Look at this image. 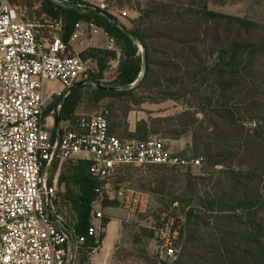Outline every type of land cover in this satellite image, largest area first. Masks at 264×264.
I'll list each match as a JSON object with an SVG mask.
<instances>
[{
  "label": "built area",
  "instance_id": "obj_1",
  "mask_svg": "<svg viewBox=\"0 0 264 264\" xmlns=\"http://www.w3.org/2000/svg\"><path fill=\"white\" fill-rule=\"evenodd\" d=\"M81 1L105 5L107 0ZM43 28L41 33L25 21L11 0H0V264H79L80 250L89 239L90 255L101 248L107 228L105 199L117 201L130 214L149 210L148 194L113 190L119 168L195 169L204 164L203 157L172 152L169 140L156 135L145 140L110 135L105 112L60 121L57 130L60 99L73 85L89 80L91 66L74 46L84 45L85 30H75L66 41L61 19ZM46 81H58L62 87L46 95ZM75 159L88 161L89 173L100 182L91 206L94 223L81 236L64 225L56 209L58 175ZM177 207L174 202L150 225L156 255L164 261L179 252L185 220L175 214Z\"/></svg>",
  "mask_w": 264,
  "mask_h": 264
},
{
  "label": "rangeland",
  "instance_id": "obj_2",
  "mask_svg": "<svg viewBox=\"0 0 264 264\" xmlns=\"http://www.w3.org/2000/svg\"><path fill=\"white\" fill-rule=\"evenodd\" d=\"M58 2L73 5V7H66L74 10H84L79 8L84 6L73 4L68 0H59ZM12 3L20 7L22 18L36 25L37 30H40L41 33L45 30L43 26L57 20L49 15L50 7L44 5L45 0H14ZM159 3L171 4L179 8L182 6L184 7L182 12H197L207 8L222 16L223 18L217 19L219 20L217 30L221 33V43L216 48H230L231 57L238 55L235 61L230 58L225 61V64L234 66L232 74L236 79L233 88L224 92L218 87L210 88L208 85H200L194 88L193 95L186 97L180 95L177 99L165 98L160 89L144 93L140 92L139 88L135 90L138 103L132 105V111L128 115L129 130L134 131L136 122L142 119H156L181 114L189 110L192 117L197 120L195 124L197 128L207 129L208 127L209 131H212V127L200 110L204 109L210 112L209 115L212 114L214 120L219 122V132L221 135L229 137L234 148H231V154L228 155L225 165L213 166L204 159L206 163L200 168L193 169V175L210 174L208 178H213V183L220 182L222 186L228 184L232 187L236 186L242 200L244 196H247L253 198V204L256 201L258 202L256 205H259V202L264 203V120L261 119L264 118V80L261 79L264 73V0H107L105 10L100 9L109 13L116 21L102 13H93L103 16L129 34L123 27L134 32L159 22V19L156 18L149 22L145 21L139 11L148 10ZM60 18L65 17L60 16ZM236 19L250 22L254 24V27L252 26L253 28L248 31ZM91 21L94 22V26L84 20H72L69 24L70 32L77 29L86 31V36L83 37V46L73 43L77 51L85 60L89 61L91 66L89 80L86 83H81V87L77 91V95H81V97L76 99L73 113L69 117L70 120H75L79 115L101 112L110 116L111 110H113L110 106H116L115 101L110 97L96 101L93 92L98 89V85L117 87L113 84L122 58L120 42L112 39L96 19ZM240 42H243L245 47L236 54L232 50L233 44ZM138 48V56L141 57L143 48L140 44H138ZM95 50L116 52L117 55L115 58L105 57L100 64L98 62L100 56ZM215 58L216 56H212L210 62H214ZM99 73L100 76H98ZM138 82L139 79L135 83ZM61 87V83L58 81H46L44 84L46 95H49L53 90H60ZM122 90L124 89L121 88L117 91ZM49 103L50 101L47 100L46 104ZM216 110L225 117L232 118L235 125L229 126L224 120L219 119L212 113ZM156 136L165 138L163 134ZM169 142L172 152L193 154L191 133L177 140H169ZM217 142L224 145L226 139ZM79 162H82L81 159L66 162L58 175L61 193L56 199V209L64 225L72 230H76L79 223V205L74 196L81 194L82 191L79 186L62 181V176L67 177ZM170 175L171 173L166 170L157 171L150 167L127 166L115 176L113 190L146 193L150 203L148 212L145 215H139L130 214L117 201L104 200V213H113L122 220L117 231L118 241L108 264H173L178 258L183 240L179 243V252L174 259L161 260L156 255V241L150 228L153 220L161 212L169 210L173 204L168 200L170 190L165 188ZM97 185H100L99 181H97ZM110 208L114 210H109ZM174 212L177 216L184 217L185 220L180 205L174 209ZM256 213L259 220L264 221V208L257 206ZM235 215V222L224 237L212 232L211 237L208 235L207 239L199 245L197 255L201 264L206 262L207 264H264L255 257L247 256L246 238L244 237L246 216L242 209L237 210ZM92 223H94V216L91 211ZM217 238L223 240H217ZM211 250L212 253H210ZM203 260H205L204 263ZM79 264H90V257L79 261Z\"/></svg>",
  "mask_w": 264,
  "mask_h": 264
},
{
  "label": "trees",
  "instance_id": "obj_3",
  "mask_svg": "<svg viewBox=\"0 0 264 264\" xmlns=\"http://www.w3.org/2000/svg\"><path fill=\"white\" fill-rule=\"evenodd\" d=\"M14 0H11L13 2ZM59 0H45V6L50 7L49 15L63 21L65 32L63 38L69 41L73 31H69V24L72 20H84L94 23L96 19L100 26L112 38L120 42L122 58L114 86L125 88L122 91H107L97 89L93 92L96 101L104 97L112 98L116 106H110V116H108L110 135L120 139L145 140L151 135L163 134L169 140H177L182 136L191 133L192 153H178L181 156L203 157L210 165H225L231 148H234L229 137L219 132V122L214 120L210 112L202 109L206 121L212 127L197 128L196 119L187 110L184 113L160 117L156 119H142L135 124L134 131L128 128V115L132 111V105L138 103L135 90L140 88V92L150 93L153 89H160L162 95L167 99H177L193 95L197 86L208 85L210 88H221L222 91L233 88L235 76L232 74L234 66L225 64L227 58L232 61L238 55L230 56V48H216L221 43V33L217 30L222 16L203 8L197 12L185 11L184 7H175L171 4L159 3L148 10H139L141 17L145 21L159 19L155 25H148L142 29L135 30L132 35L126 34L114 23L91 11L74 10L63 7ZM76 5L84 7H97L103 10L105 5L83 2L81 0H68ZM63 16L65 18H60ZM246 30L249 31L254 24L236 19ZM215 26V27H214ZM253 26V27H252ZM140 44L144 51L142 56H138ZM245 45L243 42L233 44L232 50L238 54ZM98 54V62L102 64L107 56L116 57V52H102L95 50ZM212 56H216L214 62H210ZM143 58L146 61V71H143ZM101 74L99 73L98 76ZM261 77L264 80V73ZM139 79V82L132 88L131 85ZM81 84L73 89L69 97L63 103L59 118L61 122L70 120L69 118L76 103L77 95ZM192 89V91H190ZM66 94L64 92L62 98ZM62 98L60 100H62ZM211 102V101H208ZM58 101L53 102L49 107H53ZM213 106V105H212ZM214 107V106H213ZM197 113V112H195ZM219 119L229 126H234L232 118H227L220 112L213 111ZM221 115V116H220ZM264 120V118H261ZM226 139L224 145L217 141ZM215 151V152H214ZM77 163L67 177L62 176V181L73 183L81 189V194L74 196L79 205V223L74 230L75 235H87L91 226L92 204L96 200L95 188L97 180L89 173L90 163L85 160ZM204 162V164L206 163ZM203 164V165H204ZM127 167V166H125ZM119 168L116 175L123 168ZM155 170H166L171 173L166 182L165 188L170 190L168 200L170 203L178 202L180 209L185 215V225L183 227L179 243L180 255L173 264H201L197 255L199 245L204 242L212 232L219 235L227 234L232 228L237 210H243L246 216L244 237L247 256L255 257L264 262V221L257 217V206L264 208V203H252L251 197L244 196L243 200L236 186L230 184L223 185L214 182L213 178H208L210 174L193 175L192 168H165L153 166ZM256 207V208H255ZM248 212V213H246ZM108 223L104 220V225ZM154 237V233H153ZM104 234L100 237L102 241ZM223 240L217 238V240ZM93 241H89L80 250V260L90 257L89 246ZM212 253V250L210 251ZM205 260H203L204 263ZM204 264H207L204 263Z\"/></svg>",
  "mask_w": 264,
  "mask_h": 264
},
{
  "label": "crops",
  "instance_id": "obj_4",
  "mask_svg": "<svg viewBox=\"0 0 264 264\" xmlns=\"http://www.w3.org/2000/svg\"><path fill=\"white\" fill-rule=\"evenodd\" d=\"M109 210H114L110 208ZM108 223L102 240L101 248L98 253L90 255V264H108V260L112 255V252L116 246L121 218L113 213L107 212L105 214ZM97 223V221H95ZM102 254V255H100Z\"/></svg>",
  "mask_w": 264,
  "mask_h": 264
},
{
  "label": "water",
  "instance_id": "obj_5",
  "mask_svg": "<svg viewBox=\"0 0 264 264\" xmlns=\"http://www.w3.org/2000/svg\"><path fill=\"white\" fill-rule=\"evenodd\" d=\"M62 6H63V7H66V6L73 7V5H70V4H62ZM79 8H82V9H84V10H88V11H92V12H99V13H102V14H104L105 16H107V17L113 19L114 21H116L114 18H112V16H111L109 13H107V12L101 10L100 8H99V9H97V8H95V7H79ZM123 29H124L126 32H128L130 35L133 34L132 32L126 30L124 27H123ZM142 48H143V47H142ZM143 51H144V48H143ZM143 61H144V62H143V71H142L141 76H143V75L145 74V71H146V61H145V58H143ZM80 84H81V83H80ZM80 84H75V85H73L72 87H70V88L66 91V94H65L64 97L62 98L61 102L64 103V102L66 101V99L68 98V96L70 95V93L73 91V89H74L75 87H77L78 85H80ZM136 84H137V83L132 84L130 88L134 87ZM98 88H99V89H102V90L113 91V90H119V89H121L122 87H121V88H119V87H105V86H102V85H98ZM122 89H125V88H122ZM59 123H60V118L57 117V118H56V129H57V130H58V128H59ZM57 135H58V134H57Z\"/></svg>",
  "mask_w": 264,
  "mask_h": 264
}]
</instances>
